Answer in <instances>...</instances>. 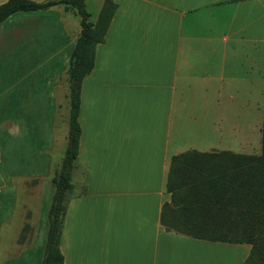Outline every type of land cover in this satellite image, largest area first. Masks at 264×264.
Segmentation results:
<instances>
[{"label": "crops", "instance_id": "crops-1", "mask_svg": "<svg viewBox=\"0 0 264 264\" xmlns=\"http://www.w3.org/2000/svg\"><path fill=\"white\" fill-rule=\"evenodd\" d=\"M114 1L105 41L82 84V133L60 240L64 264H246L249 243L169 230L161 215L172 197L166 180L173 156L247 154L230 110L243 78L239 63L254 64L253 44L264 35V0ZM77 15L55 5L0 23V68L10 69V79L0 78V163L13 165L12 134L23 133L35 140V153L27 147L23 158L39 166L47 118L58 115L67 97L53 70L69 66L81 29ZM225 127L235 141L223 145ZM38 207L4 210L0 264H42L43 246L38 256L33 249ZM16 214L19 225L6 236ZM24 228L29 233L19 235Z\"/></svg>", "mask_w": 264, "mask_h": 264}, {"label": "trees", "instance_id": "trees-1", "mask_svg": "<svg viewBox=\"0 0 264 264\" xmlns=\"http://www.w3.org/2000/svg\"><path fill=\"white\" fill-rule=\"evenodd\" d=\"M55 5L75 10L81 29L69 58L68 140L60 168L52 178L54 191L42 264H64L60 240L82 133L78 119L82 84L94 68L96 47L104 43L118 7L114 0H104L93 21L86 0H6L0 4V23L18 11ZM261 130L260 153L190 150L172 157L166 180V191L172 197L164 203L161 215L167 229L195 238L249 243L246 264H264V112Z\"/></svg>", "mask_w": 264, "mask_h": 264}, {"label": "rangeland", "instance_id": "rangeland-1", "mask_svg": "<svg viewBox=\"0 0 264 264\" xmlns=\"http://www.w3.org/2000/svg\"><path fill=\"white\" fill-rule=\"evenodd\" d=\"M5 1L6 0H0V4ZM103 1L104 0H86V8L90 13L91 20L95 21L97 19ZM57 13H59V11H54V15ZM73 21L77 23V26L80 29V16L77 15V17H73ZM259 38H261V40L253 44V48H255L254 54H252V56L255 55V60L253 61L254 64H252L253 68L248 62L249 59L248 61L245 60L244 62L239 63L238 72L243 71L242 73H239V76L242 75L243 78L237 80L240 84L238 88V96L233 102V109L230 110V116L234 115L236 119L235 121L240 129L238 134L239 140H244V137L247 140V150L245 149L247 154L260 153L261 151V129L264 112V35L259 36ZM5 67L6 66L0 68V78L7 80L10 79V69H5ZM67 69L68 66L53 70L54 72L58 71V76H60L61 79H64L67 97L62 96V98H60L62 106L58 115L56 117L52 116L47 118L45 134L47 140L45 146L43 145L42 151H40L41 156L39 159V166L32 164L31 158H28L27 160L23 158V154L27 152V147L29 148L28 150L31 155L35 153V140H33V134L28 135L23 133L12 134L13 140H11L10 144L18 147V149L14 150V156L11 160L13 165H9L10 163H7L4 159L2 160V163H0V222L6 220L8 213L7 210H4L12 205H23L25 206V209L30 207L31 212L33 211V208L36 210V207L39 206L36 215L37 218L40 219L39 223L35 225L34 236L37 232L38 233L36 235V243L33 245L34 252H36L37 256L41 245L44 249L49 225L48 210L52 202L54 187L48 185L52 183V177L60 168L68 140L69 81ZM23 71L25 70H20L19 75L17 74L16 76L19 77ZM246 71L248 73V79H244L245 77L243 76L246 75ZM47 72L49 75L52 70L48 69ZM223 103L224 112H226V105H229L230 102L224 101ZM50 115H52V112H50ZM220 134L221 137L218 141L222 140L223 145L235 141V137L230 132L229 128L225 127ZM12 169L15 171L14 174L11 173ZM31 170H34L39 176H26L25 174L30 173ZM75 177L76 176L73 177V180H75ZM80 184L78 186V191H81ZM23 201L27 202L23 203ZM9 220H11V218ZM12 223L14 224L13 226ZM18 225L19 215L16 214L14 221L12 222L11 220L10 227L3 226L8 227V229L5 230V232H7L5 235L12 234ZM27 233L29 232L26 228L20 229L19 231V235L26 236Z\"/></svg>", "mask_w": 264, "mask_h": 264}]
</instances>
